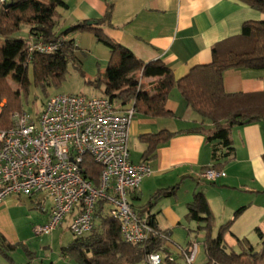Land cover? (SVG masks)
Masks as SVG:
<instances>
[{"label":"crops","instance_id":"0c3cea01","mask_svg":"<svg viewBox=\"0 0 264 264\" xmlns=\"http://www.w3.org/2000/svg\"><path fill=\"white\" fill-rule=\"evenodd\" d=\"M63 1L66 7L56 9V33L75 22L94 21L91 25L101 28L105 36L131 51L141 61L161 60L175 79L187 74L194 65L209 63L212 46L239 34L244 21L264 20L263 13L240 0ZM109 7V20L103 21ZM65 37L75 45L74 53L80 61L79 68L85 80L104 71L110 59V50L93 32H70ZM156 81V77H143L141 84L151 93ZM222 82L228 93L264 91V69L229 68L223 72ZM98 91L102 93L101 88ZM128 106L117 109L123 110ZM165 107L172 113L171 116L151 117L135 113L129 126L131 161H146L152 167L151 175L141 181L137 190L129 193L133 209L145 220L150 216V221L184 250H191L192 245L197 243L195 261L199 244L203 247L204 232L194 231L196 223L187 218V204L195 191H202L213 215L211 234L215 235L221 224L232 219L224 234L225 245L236 252L242 248L250 252L258 251L261 239L257 229L264 234V122L232 126L233 152L216 161L211 157V143L202 133L183 131L198 126L200 119L177 88L170 91ZM211 126L210 122L204 123L205 128ZM163 129L175 134L157 146L152 159L145 160L143 152L146 143L141 135ZM217 163L221 166L215 169L223 171V176H217L215 180L200 176L202 171L214 168L212 165ZM176 184L178 187L172 196L152 200L157 190ZM32 195L27 196L30 198ZM22 196L25 195H10L0 203V235L7 243L16 246L8 255L14 264H24L28 261L27 256L21 260L25 262H16L12 256L22 247L25 252L32 253L33 264H52V248L58 252V258L62 257L59 251L66 244L62 235L64 228L68 230L69 217L65 226L62 223L45 235L49 236L50 243L37 249L30 242L34 236L32 228L48 220L51 206L45 208L37 199L34 201L35 209L30 210L25 207ZM241 207L240 213L234 217V212ZM172 255L174 261H167V264H185L180 254ZM205 260L203 247L200 263ZM0 264H11L1 250Z\"/></svg>","mask_w":264,"mask_h":264},{"label":"trees","instance_id":"16d2710c","mask_svg":"<svg viewBox=\"0 0 264 264\" xmlns=\"http://www.w3.org/2000/svg\"><path fill=\"white\" fill-rule=\"evenodd\" d=\"M240 1L264 14V0ZM6 4L0 5V102L5 100L0 108V128L9 127L11 113L23 110L20 97L28 92L31 83L45 93L47 88L56 87L64 80L69 64L81 72L72 40L66 39L60 48L50 53H29L28 42L39 37L45 42H54L67 33L86 30L93 32L110 50V59L104 71L86 82L101 88L102 95L118 103L117 107L129 104L134 107L135 113L151 117L172 115L165 103L170 91L177 88L200 119L198 126L183 131L202 133L211 143L213 160L232 154V126L264 122V91L228 93L222 82L223 72L229 68L264 69V20L244 21L239 34L212 46L209 63L194 65L187 74L175 79L161 60L141 61L131 51L105 36L101 28L89 25L88 21L75 22L56 33V9L66 7L63 0H13ZM109 15L110 7L102 20H109ZM24 27L26 32L23 31ZM21 32H25V35H20ZM138 72L141 78H157L151 93L139 84ZM8 76L16 83V89L8 84ZM205 122H210L212 126L205 128ZM174 134L163 129L141 135L146 143L143 158L152 159L157 146ZM220 166L218 163L212 165L213 169ZM83 167L86 177L97 184L101 167L88 156L84 158ZM177 187L178 184L157 190L152 200L172 196ZM241 210L242 207L238 208L234 217ZM96 216L98 226L62 246V257L72 258L78 264H140L147 253L158 250L163 244L159 233L167 234L158 229L148 216L146 221L153 232L142 243H130L120 238L118 221L107 215L102 204ZM187 218L196 223L194 231L204 232L206 260L203 264H264V234L259 229L257 234L261 246L258 251L252 252L243 248L236 252L225 245L224 234L232 219L221 224L215 235L211 234L213 215L202 191H195L187 204ZM15 248L0 235V250L11 264L14 263L8 252ZM25 254L28 261L24 264H33L32 253L26 251Z\"/></svg>","mask_w":264,"mask_h":264},{"label":"built area","instance_id":"2783aa9c","mask_svg":"<svg viewBox=\"0 0 264 264\" xmlns=\"http://www.w3.org/2000/svg\"><path fill=\"white\" fill-rule=\"evenodd\" d=\"M11 1L0 0V5ZM65 40V36L54 42L31 39L28 52L50 53ZM134 115L132 105L118 110L105 95L64 92L48 96L37 116L14 111L9 127L0 128V203L10 195L43 193L51 201L50 216L33 226L34 235L50 234L69 217L68 230L74 237L93 229L102 204L107 215L118 221L122 240L144 242L153 231L133 209L129 193L151 175L152 167L146 161L130 159L128 137ZM87 156L101 167L97 184L85 175ZM224 174L209 168L200 176L215 180ZM159 236L163 244L147 253L140 264L172 262L173 253L180 254L185 264H193L197 243L188 252L169 235Z\"/></svg>","mask_w":264,"mask_h":264},{"label":"rangeland","instance_id":"374dc122","mask_svg":"<svg viewBox=\"0 0 264 264\" xmlns=\"http://www.w3.org/2000/svg\"><path fill=\"white\" fill-rule=\"evenodd\" d=\"M23 31L26 32L25 27L23 28ZM25 32H21L20 35H24ZM6 80L12 89L17 88L16 83L12 80L10 76H8ZM58 92H64V93L73 92L75 94H81L84 96H101L102 95V93L98 91V88L86 82V80L82 77L81 72H79L76 68H74L71 64H69L67 67V73L65 75L64 80L56 87L52 86V87L47 88L45 93L42 92L40 88L34 86L33 83H31L28 88V92L26 94L25 93L21 94L20 101L22 104V108L24 111L29 113L31 116H37L42 108L43 103L47 99V97L52 94L58 93ZM4 103H5V100L3 99L0 102V105L2 106ZM30 198L27 195L22 196V199L25 200L24 202L25 207L29 208L30 210L35 209L34 206L36 202L34 201H36L37 199H40L41 204L45 205V208H49L51 206L50 199L45 198L43 194L36 193V194H33L32 197ZM37 211L40 212V210L38 209ZM66 221L67 219H65L63 222L64 226H65ZM98 222H99V219H98V216H96V219L94 222L95 227L98 226ZM63 231H64V234L62 235V240L63 242L66 243L65 244L66 246L68 245V243H70L74 239V237L72 236L69 230L64 228ZM30 240H31L30 241L31 244H34V247L37 249L43 244L50 243L49 236H36L35 237L34 235L32 239ZM50 252H51V261L53 262L52 264H78L72 258H68V257L58 258V252L53 248H52V251L50 250ZM202 255H203V247L202 245L199 244V253L193 264H202L200 263V260L202 259ZM12 256H14V260L16 262H25L21 260L27 258L25 255V251L22 249V247H21V250H18ZM18 264H21V263H18Z\"/></svg>","mask_w":264,"mask_h":264},{"label":"water","instance_id":"95a60500","mask_svg":"<svg viewBox=\"0 0 264 264\" xmlns=\"http://www.w3.org/2000/svg\"><path fill=\"white\" fill-rule=\"evenodd\" d=\"M9 4H6L5 6H8ZM95 22L94 21H88V24H94Z\"/></svg>","mask_w":264,"mask_h":264}]
</instances>
